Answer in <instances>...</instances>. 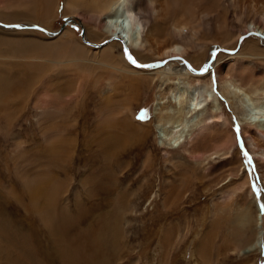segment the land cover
<instances>
[{
    "label": "rangeland",
    "instance_id": "obj_1",
    "mask_svg": "<svg viewBox=\"0 0 264 264\" xmlns=\"http://www.w3.org/2000/svg\"><path fill=\"white\" fill-rule=\"evenodd\" d=\"M262 1L143 0L145 32L178 45L174 56L113 40L106 7L0 0V89L15 83L0 93V264H264V157L225 79L264 100V39L245 31ZM174 21L188 31L174 36ZM210 59L215 73L198 76ZM183 65L193 74L158 75ZM25 71H39L34 82ZM198 83L213 96L173 147L157 122ZM36 190L53 206L32 205ZM258 235L262 249L248 250Z\"/></svg>",
    "mask_w": 264,
    "mask_h": 264
},
{
    "label": "bare ground",
    "instance_id": "obj_2",
    "mask_svg": "<svg viewBox=\"0 0 264 264\" xmlns=\"http://www.w3.org/2000/svg\"><path fill=\"white\" fill-rule=\"evenodd\" d=\"M68 2H73L76 3L78 6L81 7L80 3H84L86 8H93V7H106L108 9L107 13L104 16V22H103V28L105 29V32L107 34H109L111 36V38L113 40H119L121 43H123V45L125 46V48H131L134 49L136 51L141 50L144 47L145 44V48H147L148 50H152V49H157L158 51H162V52H157V53H162V55L166 54H173L175 56V54L178 53V55L180 53H182V51L180 50V47L178 45H169L167 43L164 44L165 39L160 40L159 37H157V34L155 33V28L151 27L148 31L145 32V20H144V6H143V0H88V2L86 3V1H82V0H67ZM78 1L80 3H78ZM145 1V0H144ZM257 0H240V2L242 4L245 3H250L253 4V7L255 2ZM153 2V1H152ZM261 4H264V0L262 1ZM72 5V4H71ZM153 5V4H152ZM157 6V5H156ZM181 6V5H180ZM179 6V7H180ZM183 6V5H182ZM259 6V5H258ZM82 9V8H81ZM256 11V8H254ZM185 10L184 7L180 8V11H182V15H183V11ZM160 8L159 7H152V9L150 10V12L154 14V16H157V14L159 13ZM260 12V11H259ZM150 13V14H151ZM245 13V12H243ZM180 14V15H181ZM181 15V16H182ZM258 15V14H257ZM154 16H152L154 18ZM244 16V15H243ZM260 21H253L250 23L249 26H246L245 31L248 33H255L257 34L261 39H264V11H262L260 13ZM242 17V15H241ZM259 18V17H258ZM176 20V19H175ZM155 22V21H154ZM67 23H69V21H67ZM126 24V27L124 26ZM153 24V23H152ZM187 23L185 21H181V22H173V29L171 30V32L173 33L174 36H182L184 31H188L187 28ZM65 27V26H64ZM160 27V26H159ZM190 29V28H189ZM147 30V29H146ZM169 33V32H168ZM108 35V36H109ZM86 42H88L86 39L84 40ZM36 44L33 42V44L31 46H35ZM116 44H111L107 47L106 51H110L111 55L114 54V52L117 51L116 48ZM173 46V47H172ZM46 47V45H45ZM36 48V47H35ZM42 48V47H40ZM39 48V49H40ZM249 48V47H246ZM26 49V48H25ZM25 51V50H23ZM28 50H26L25 52H27ZM231 53V52H230ZM140 54V52H139ZM158 55V54H155ZM241 58L244 61H248L246 58H244L243 56H241ZM210 63L208 65H206V68L204 67V73H201L200 71H198L199 75L198 76H202L205 73H211L214 72L215 69V60L210 59L209 61ZM1 65V64H0ZM219 65V64H218ZM176 65H174L175 67ZM186 66H188V64H186ZM185 65H183L185 71H180L179 73L177 71L174 70H167V72H165V70L160 71L158 75H161V79L163 81L165 80H169L171 74H177L178 77L182 76V75H192L189 72V69L186 68ZM128 67V66H127ZM173 67V68H174ZM3 68V67H1ZM114 68V67H113ZM224 64H220L219 65V69L221 71L218 72L220 79L222 78V76H227V74L229 75L230 71H224ZM41 69V68H40ZM40 69H35V70H40ZM114 69H120L115 67ZM131 69V68H130ZM129 68L126 69L125 71H129V74H134V73H138L137 70H130ZM229 69V68H228ZM124 70V69H123ZM206 71V72H205ZM27 72V76L24 78L26 81H31L34 82L36 75L39 73V71H35L32 72L30 71L28 73ZM12 75V74H11ZM196 76V77H198ZM229 77V76H228ZM226 78V81L229 82L230 84H232V86L236 89V92H238V106H239V114L241 115V118L246 119L247 121L250 122V125L252 126V128H250L249 131H247L249 133V139H250V143L254 146V148L257 150L258 154L261 155L262 157H264V100H260L256 97H254V92L256 91V89L250 85V87H248L247 85H244L242 83H240L239 80H235L233 78V76L230 75V78ZM3 78V75H2ZM199 78V77H198ZM233 78V79H232ZM130 79H133L130 78ZM223 81L224 80H220ZM131 82V81H130ZM132 83H138L137 80L132 81ZM13 84H15L13 81H11L10 79H3V82L1 84V89H0V93L2 96H4L7 90H10L13 86ZM177 85L173 90L175 91H179L180 92V86H179V82H177ZM13 89V88H12ZM225 91L226 88H224ZM223 90V91H224ZM15 91V89H14ZM174 91V92H175ZM12 92V91H11ZM188 104H186L183 109H181V106L177 109V106L175 107V109H173V111L168 110L167 113L162 114L159 117L158 120V124L157 127L160 128V130L162 131V135L166 136L168 138V142L170 143V145H172L173 147H177L179 146V141L181 140V136L183 132V126L184 127H188L189 124H191V122H193L194 118L192 116L193 113L196 112V110H198L201 107V103L203 101H206L207 98L213 96L212 92H211V88L209 89L208 87H206L204 84L202 83H198L194 86H191L189 91H188ZM235 93V92H234ZM178 94V93H175ZM180 94V93H179ZM228 94V93H227ZM235 95V94H234ZM178 96V95H177ZM180 96V95H179ZM176 97V96H175ZM179 98V97H178ZM174 99V98H173ZM180 99V98H179ZM206 99V100H205ZM175 100V99H174ZM177 101V100H176ZM175 101V102H176ZM170 109V108H169ZM2 113V112H1ZM164 115V116H163ZM165 117V118H164ZM195 117V116H194ZM135 118V116H134ZM134 120V119H133ZM137 121V120H136ZM166 121H170L172 122V128L169 131H166V127H164L166 125ZM124 125L127 128V131L131 132L134 131L136 128L134 126V124L129 125L128 123H124ZM190 126V125H189ZM3 127V126H2ZM139 130H142L144 133H146L148 131L147 127H141ZM186 132V131H185ZM135 133V132H134ZM127 134V133H126ZM166 139V138H165ZM108 144V143H107ZM111 144V143H110ZM109 145V144H108ZM107 145V146H108ZM107 148V147H106ZM109 153V152H108ZM50 155V154H49ZM49 158V156H47ZM21 159V158H20ZM46 174V173H45ZM47 183V182H45ZM37 184V183H36ZM41 185V184H40ZM49 186V185H48ZM41 187V186H40ZM51 187V186H49ZM45 188V187H44ZM47 188V185H46ZM36 189V187H35ZM34 189V190H35ZM28 190V188H27ZM39 190V189H38ZM33 191V190H32ZM41 191V190H40ZM35 192V191H34ZM44 192V191H43ZM42 192V193H43ZM50 192V191H49ZM26 193V192H25ZM45 193V192H44ZM51 193V192H50ZM43 195V194H42ZM42 195L40 193L37 192L32 194L29 197V200L31 202V204H37L39 211L41 210H45L46 207H52L53 206V200L52 201H45V202H41L40 198L42 197ZM45 195V194H44ZM49 195V194H47ZM52 195V194H51ZM50 195V196H51ZM49 196V197H50ZM28 198V197H27ZM47 198V197H45ZM18 199V198H17ZM2 200V199H1ZM19 201V200H17ZM14 202V201H13ZM14 204V203H13ZM21 204V203H20ZM55 205V204H54ZM19 206V205H18ZM45 206V207H44ZM33 207V206H32ZM36 207V206H35ZM33 209H35L33 207ZM56 209V208H54ZM17 209H8V214H12V212H14ZM10 212V213H9ZM22 212V209H21ZM20 212V213H21ZM16 213V212H15ZM13 215V214H12ZM19 215V214H18ZM56 215V214H55ZM63 215V214H62ZM17 216V215H16ZM21 216V214H20ZM10 218V216H8ZM18 217V216H17ZM16 217V218H17ZM249 217V211L245 214L244 219L247 220V218ZM48 218V217H47ZM56 218V217H55ZM13 219V217H12ZM15 219V218H14ZM22 219V218H21ZM60 219V218H59ZM23 220V219H22ZM64 221V220H63ZM9 222V221H8ZM11 222V221H10ZM27 223V222H26ZM49 223V222H48ZM14 224V223H13ZM23 224V223H22ZM21 224V225H22ZM9 225V224H8ZM19 225V223H18ZM25 225V224H24ZM30 225V224H28ZM67 225V224H65ZM10 226V225H9ZM49 226L50 223H49ZM69 226V225H67ZM113 226V225H112ZM111 227V226H109ZM4 228V227H3ZM28 228V227H27ZM30 228V227H29ZM69 227L65 228V231L68 229ZM112 228V227H111ZM17 229V228H16ZM20 229V228H19ZM32 229V228H31ZM1 230V229H0ZM12 230V229H11ZM20 231V230H19ZM25 231V230H23ZM10 232V230H9ZM54 232V231H53ZM57 232V231H56ZM16 233H18V229L16 231ZM23 233V232H22ZM27 233V232H26ZM50 233V232H49ZM10 234V233H9ZM31 234V233H30ZM56 234V233H55ZM11 235V234H10ZM27 235V234H26ZM57 235V234H56ZM77 237V236H76ZM256 241L253 242V244L251 245V247L248 248V250H253V249H257L258 251L262 249V243H261V237L258 235L256 236ZM23 238V236H22ZM71 238V237H69ZM18 239V238H17ZM66 239V238H65ZM95 239V238H94ZM97 239V237H96ZM57 241V240H56ZM94 241V240H93ZM8 242V240H7ZM38 243V242H37ZM76 245L77 247L79 246L80 242L77 241ZM62 245V244H61ZM92 245V244H91ZM94 245V244H93ZM92 247V246H91ZM54 248V246H53ZM52 248V249H53ZM56 248V247H55ZM55 250V249H54ZM96 250V248H95ZM98 250V249H97ZM64 251V250H63ZM57 252V251H56ZM96 252V251H95ZM55 253V252H53ZM58 253V252H57ZM1 254V253H0ZM56 254V253H55ZM72 255V253H71ZM3 256V255H2ZM53 256V255H52ZM58 256V254H57ZM68 256V255H67ZM59 257V256H58ZM71 258V257H70ZM74 258V257H73ZM52 259V258H51ZM100 260V259H99ZM24 264V263H23ZM50 264V263H49Z\"/></svg>",
    "mask_w": 264,
    "mask_h": 264
},
{
    "label": "snow or ice",
    "instance_id": "obj_3",
    "mask_svg": "<svg viewBox=\"0 0 264 264\" xmlns=\"http://www.w3.org/2000/svg\"><path fill=\"white\" fill-rule=\"evenodd\" d=\"M130 59H131V57H130ZM132 62H133V63H135V61H134V60H133ZM261 207H262V209H264V205H262Z\"/></svg>",
    "mask_w": 264,
    "mask_h": 264
},
{
    "label": "water",
    "instance_id": "obj_4",
    "mask_svg": "<svg viewBox=\"0 0 264 264\" xmlns=\"http://www.w3.org/2000/svg\"><path fill=\"white\" fill-rule=\"evenodd\" d=\"M126 27V24L124 25ZM159 66V65H158Z\"/></svg>",
    "mask_w": 264,
    "mask_h": 264
}]
</instances>
